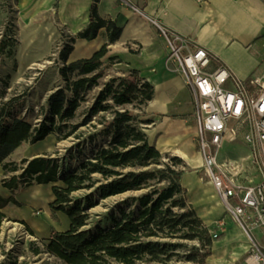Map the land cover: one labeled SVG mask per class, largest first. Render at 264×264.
I'll return each mask as SVG.
<instances>
[{"label": "trees", "instance_id": "trees-1", "mask_svg": "<svg viewBox=\"0 0 264 264\" xmlns=\"http://www.w3.org/2000/svg\"><path fill=\"white\" fill-rule=\"evenodd\" d=\"M97 1L90 5L88 24L69 36L71 43L59 50V59L66 62L75 38L92 39L101 28L105 29L106 41L89 57L75 59L59 68L65 85L49 94L46 106L41 107L43 116L39 123L33 126L21 117L9 121L11 98L0 106V168L3 174L0 184L9 192L7 196L0 194V225L5 218L2 209L9 203L20 205L15 197L19 191L32 184L51 183L54 197L49 206L68 217L69 227L65 230L51 228L49 236L43 238L44 250L63 264H133L158 260L160 254H167V258L176 253L173 249L185 246L182 242L170 241L172 239L197 240L199 246H191L186 259L203 262L210 254V232L194 208L186 203L187 191L181 184L183 172L178 169L181 158L173 156L168 162L164 161L162 153L149 142L140 125L150 123L148 118H139L127 109H114L113 118L103 124L102 129L91 124L95 131L87 138L93 140L101 134L108 139L92 149L90 158L61 175L56 158L38 155L22 158L20 162L8 160L23 142L33 144L49 134L57 139L72 134L80 138L81 134H75L77 129L88 124L99 111L131 103L140 108L153 98V84L135 69L125 77L112 76L108 81L99 82L104 74L103 57L108 51L107 45L119 38L121 27L99 15ZM112 60L110 58V62ZM99 84L95 100L86 107L82 119L72 121L88 91ZM81 145L79 142L78 154ZM93 175L102 177L103 182L96 183ZM57 181L61 184H56ZM93 187L100 199L128 190L145 191L131 196L132 201L138 203L136 211L121 208L119 217L109 216L111 226L99 227L94 232L92 228H84L89 211L81 199L71 195L80 188ZM86 199L89 209L91 194L86 195Z\"/></svg>", "mask_w": 264, "mask_h": 264}, {"label": "rangeland", "instance_id": "rangeland-1", "mask_svg": "<svg viewBox=\"0 0 264 264\" xmlns=\"http://www.w3.org/2000/svg\"><path fill=\"white\" fill-rule=\"evenodd\" d=\"M114 2L116 6L128 5L121 0L119 2ZM13 11L14 10L11 9V3L0 0V106L11 98L9 101L11 103V109L8 120L10 121L14 117H21L29 120L34 126L39 123L43 116L41 114V107L46 106V100L49 94L56 87L65 85V81L59 73V68L67 62H62L59 59V50L62 46L70 44L71 40L67 34L60 30L54 32L47 30L46 32L19 34L15 31L16 18L15 12ZM150 23L156 29L154 42L158 47L159 45L157 42L160 44V62L163 68L182 78L179 72L176 71L173 62L170 60L168 50L157 24L152 21ZM132 42L133 44H123L122 46L124 49H122L119 44L116 45L117 42H112L114 46L108 48L106 55L103 57L105 68L104 74L99 79V82L108 81L112 76L125 77L129 74L130 70L133 69L142 77L143 73H148L155 78L160 75V67L156 64L135 65L131 68L132 64L131 62H127V60L139 55L144 47L136 41ZM126 45L128 47H125ZM27 46H29V48ZM110 58L113 59L112 62H110ZM9 63L13 65L9 67ZM32 63H37L38 65H33ZM39 63L41 65H39ZM100 87L101 85L99 84L88 91L86 100L81 102L80 106L75 110V117L72 121H80L82 119L86 107L94 102ZM182 90L184 92V109L186 110H184L181 115H183V119L187 120V122H184L182 125L176 124L173 130L177 133L183 132L184 138H187L191 144V149L187 157H180L177 155L180 154L179 151H160L162 153L161 158L167 162L173 156L181 158L182 161L178 164V169L182 170V175L189 177L188 180H183L184 184L187 183L189 185L190 182H192V177L197 178L202 183H210V180L204 174V170L201 166L202 160L198 152L197 135L199 125L195 115L193 94L186 83H184ZM107 101L111 100L108 99ZM133 104L135 103L99 111L96 115L92 116L88 124L81 125L77 129L75 134H81L80 138H77L74 134L68 136L69 142L65 146H59L58 142L66 138L57 139L54 134H49L38 143L31 144L29 142H23L9 155L8 160L20 162L22 158L30 159L32 158L30 157L32 154L37 153L38 155H45L58 159L60 175L71 171L73 168L79 166L82 160L91 157L93 148L98 147V145L103 144L108 139L106 135L103 136L101 134H97L93 140L87 138L90 133L95 131V128H93L91 124H96L97 129H102L103 124L110 122L113 118L114 115L112 111L114 109H127L132 114H138L139 118L147 117V112L144 111L145 105L137 108ZM101 121L102 123H100ZM140 125L143 126L146 132L147 129L152 126V123H141ZM147 125L149 126L147 127ZM243 125L245 127L244 129L240 128L241 126L237 122L234 123L236 138L232 142H225L224 146L219 151V158L231 157L239 160L248 155L246 144L242 140L243 132L246 130V127H248V124L245 122ZM79 142L82 143L80 154H78V148L80 147L78 146ZM2 177L3 174L0 169V179ZM93 178L97 179L96 183L103 182V178L98 175H93ZM183 181L181 179V184L185 187L186 185L183 184ZM56 184H61V182L57 181ZM0 186L2 185L0 184ZM185 188L187 191L186 203L193 207L190 203L191 197L187 187ZM21 191L22 193H20L19 197L22 202L19 201L20 205L13 204L2 209L5 213V218L0 225V264H63L60 260L44 250L43 238L50 234V229H63L67 226L68 220L60 211L58 212L50 208V186L34 184ZM88 194H91L92 197V205L89 209L87 208L88 201L86 199V195ZM138 194L140 193H130L123 197L124 202L120 199L111 204L109 203L107 206L104 205L100 207L97 204L100 200V196L94 187L91 189L80 188L71 193L73 198L81 199L83 206L89 211L90 216L84 228H92L94 232H96L99 227L106 228L111 226L112 222H110L109 216L113 214L119 217L121 208H124L126 211L129 209L136 211L138 209V203L133 202L131 196H136ZM29 197L32 199L30 200ZM212 200L216 203H220L219 198L215 194H213ZM194 210L198 215V211L195 208ZM174 211H177V209L174 208ZM223 213L224 209L221 216L217 218L214 224L208 226L212 244L210 246V254L203 262L186 259L189 248L191 246H199L197 240L172 239L170 241H179L185 244V246L173 249L176 253H173V255L167 258V254H160L158 260L136 261L133 264H251L248 242L241 231L240 233L245 239V249L234 255L225 252L227 244L221 243L220 240L222 235L230 232L233 228L237 230L240 229L236 225H233L230 228H226L225 231L220 230L217 222L223 218ZM22 216L28 219H24ZM4 221L19 223L27 233L34 237V239H20L16 235H10L7 239H4L1 236ZM213 231L217 232L216 237L212 236L211 233ZM257 233L260 234L259 232ZM7 242L9 244H7ZM170 251L171 250L167 252Z\"/></svg>", "mask_w": 264, "mask_h": 264}, {"label": "crops", "instance_id": "crops-1", "mask_svg": "<svg viewBox=\"0 0 264 264\" xmlns=\"http://www.w3.org/2000/svg\"><path fill=\"white\" fill-rule=\"evenodd\" d=\"M6 1L11 3V9L15 12V31L19 34L60 30L68 36H74L88 24L89 8L94 0ZM114 1L120 0H98V13L121 27L120 36L114 41L117 42L116 45L119 44L124 49L123 44H133L132 41H136L144 46L139 55L127 60L131 62V68L135 65L156 64L161 70L156 78L148 73L142 74L154 86L153 98L144 107L146 118L152 123L146 131L148 140L161 152L179 151L180 154L177 155L187 157L191 149L189 140L184 138L183 132L173 130L176 124L187 122L181 115L186 110L182 90L184 83L180 76L163 68L160 62V44L157 42L158 47L154 42L156 29L150 22L177 32L192 45L205 48L217 62L226 66L236 77L244 79L251 75L259 76L264 70V3L261 0H128L127 6H116ZM105 41L104 28L92 39L75 38L66 62L89 57ZM113 46V43H109L107 48ZM11 65L13 64H8L9 67ZM35 155L38 154L30 157ZM188 178L185 175L181 177L182 181ZM37 185H49L51 189L52 184ZM184 185L191 197L190 203L198 211L199 217L207 227L214 224L223 209L221 202L212 200L216 193L211 182L202 183L192 177V182ZM20 193L22 191L15 197L22 202ZM0 194L7 196L9 192L0 186ZM53 197L51 190L49 202ZM9 205L13 204L9 203L5 207ZM22 218L28 219L25 216ZM68 227L69 219L67 226L60 230ZM258 232L262 234L257 233L258 240L263 244L264 229ZM244 240L240 230L233 228L222 235L220 241L227 244L225 252L234 255L245 249Z\"/></svg>", "mask_w": 264, "mask_h": 264}, {"label": "built area", "instance_id": "built-area-1", "mask_svg": "<svg viewBox=\"0 0 264 264\" xmlns=\"http://www.w3.org/2000/svg\"><path fill=\"white\" fill-rule=\"evenodd\" d=\"M128 3V0H121ZM170 60L193 94L198 121V152L223 209L217 223L225 231L236 225L248 242L249 258L264 264V70L259 76L236 77L205 48L157 24ZM245 128L248 155L219 158L225 142L236 138L234 123ZM213 237L217 232L213 231Z\"/></svg>", "mask_w": 264, "mask_h": 264}, {"label": "bare ground", "instance_id": "bare-ground-1", "mask_svg": "<svg viewBox=\"0 0 264 264\" xmlns=\"http://www.w3.org/2000/svg\"><path fill=\"white\" fill-rule=\"evenodd\" d=\"M32 64L33 65H38L37 63H32ZM39 65H41V64L39 63ZM68 140L69 139L66 138L64 140L59 141L58 142L59 146L62 147V146L67 145L68 142H69ZM184 156H186V155H184ZM128 194H130L129 191H124V192H121V193H116V194L110 195V196L104 198V200L108 204L109 203L111 204V203L115 202L116 200H120L121 198L125 197ZM10 235H16L20 239H29V240L34 239V237L32 235H30L29 233H27L19 223L12 222V221H4L3 225H2L1 236L4 239H7ZM7 244H9V243L7 242ZM252 263L255 264V262L253 260H252Z\"/></svg>", "mask_w": 264, "mask_h": 264}, {"label": "water", "instance_id": "water-1", "mask_svg": "<svg viewBox=\"0 0 264 264\" xmlns=\"http://www.w3.org/2000/svg\"><path fill=\"white\" fill-rule=\"evenodd\" d=\"M130 193H141V192H143V191H145V189H140V190H133V191H130V190H128ZM103 200V201H102ZM121 200H123V198H121ZM98 206H100V207H103L104 205L105 206H107V205H109L105 200H104V198L103 199H100L99 201H98ZM120 264H124V263H120Z\"/></svg>", "mask_w": 264, "mask_h": 264}]
</instances>
